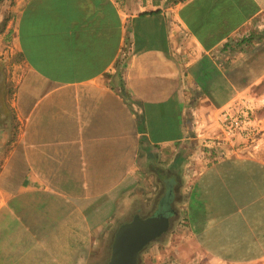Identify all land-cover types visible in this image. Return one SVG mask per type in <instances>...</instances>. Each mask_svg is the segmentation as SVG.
I'll return each mask as SVG.
<instances>
[{
	"label": "crops",
	"instance_id": "0c3cea01",
	"mask_svg": "<svg viewBox=\"0 0 264 264\" xmlns=\"http://www.w3.org/2000/svg\"><path fill=\"white\" fill-rule=\"evenodd\" d=\"M252 1L201 38L212 0H69L49 14L19 0L0 35V264H89L167 190L182 264H264V149L217 140L221 113L264 81ZM148 248L147 263L160 254Z\"/></svg>",
	"mask_w": 264,
	"mask_h": 264
},
{
	"label": "rangeland",
	"instance_id": "374dc122",
	"mask_svg": "<svg viewBox=\"0 0 264 264\" xmlns=\"http://www.w3.org/2000/svg\"><path fill=\"white\" fill-rule=\"evenodd\" d=\"M18 2L19 0H0V29H2L1 23L5 17L11 15L12 19L13 13L16 15ZM1 34L2 31L0 32ZM8 49V46H0V50L3 52L1 53L0 51L1 57H5ZM8 53L7 58L10 56V50ZM255 97L257 99H254ZM219 127L220 131L217 135L221 137L217 140L223 145L222 149H226L227 144H229L231 149L251 151L264 149V81L254 86L249 97H243L242 102H237L235 107H231L229 111L225 110L221 113ZM177 220V218H174L170 229L145 248L158 246L160 254L152 258L149 263L145 262L140 254V264H169L170 261L171 264H182L177 256L179 249L177 247L175 248L176 250L174 248L171 249L174 243L179 240L178 236L177 238L174 237L178 224ZM113 241L114 239L111 238L101 245L98 244L89 264H107L111 257ZM164 254L171 256L172 259L164 260L163 256L160 258V255ZM167 256L165 257L168 258L169 256Z\"/></svg>",
	"mask_w": 264,
	"mask_h": 264
},
{
	"label": "water",
	"instance_id": "95a60500",
	"mask_svg": "<svg viewBox=\"0 0 264 264\" xmlns=\"http://www.w3.org/2000/svg\"><path fill=\"white\" fill-rule=\"evenodd\" d=\"M173 202L174 193L167 190L151 214L146 217L136 214L123 223L115 234L107 264H140L141 252L170 229L171 218L176 214Z\"/></svg>",
	"mask_w": 264,
	"mask_h": 264
},
{
	"label": "trees",
	"instance_id": "16d2710c",
	"mask_svg": "<svg viewBox=\"0 0 264 264\" xmlns=\"http://www.w3.org/2000/svg\"><path fill=\"white\" fill-rule=\"evenodd\" d=\"M39 1L41 3V7H39L40 10L44 14H49L51 13L50 11L54 10L53 6L66 5L69 0H39ZM181 1L184 0H170V2L174 4H177ZM244 1L246 0H212V2L215 3L212 9L211 18L209 19V15H208L207 20H204L205 22L204 21L202 22L203 25L198 30V34L200 35V37L204 38L203 33L207 32L206 29L208 28L209 24L211 26H214L216 20L218 21L219 24H225L226 26H228L229 29L243 22L246 19L247 15H249V11L253 12L254 10H256L255 4L252 0L250 4L249 2L246 1L247 2L246 3ZM208 11L209 10H206V12ZM10 18L11 15H8L2 21L1 23L2 29H0V32L4 30ZM255 33H256L255 31H251L249 35L245 36L241 40L240 44L243 42L252 43L253 40L255 39V35H254Z\"/></svg>",
	"mask_w": 264,
	"mask_h": 264
}]
</instances>
